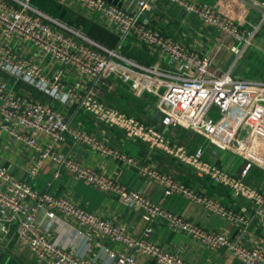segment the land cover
<instances>
[{
	"label": "built area",
	"instance_id": "1",
	"mask_svg": "<svg viewBox=\"0 0 264 264\" xmlns=\"http://www.w3.org/2000/svg\"><path fill=\"white\" fill-rule=\"evenodd\" d=\"M56 1L59 5H80L98 14L120 39L118 46L111 48L38 8L33 0H0V138L6 136L35 149L38 155L27 170L29 176L36 177L50 157L55 176L67 172L89 186L114 193L122 203L140 211L149 222L158 220L212 250L225 249L245 264H264V249L248 246L225 230L206 229L164 207L142 190L83 164L75 155L59 152L60 144L66 139L89 146L114 161L137 166L139 173L157 183L166 196L178 194L231 222L246 221L243 215L205 191L196 190L169 173L139 164L134 156L98 141L81 122L74 125L57 106L85 110L99 122L124 130L129 138L141 140L151 149L161 150L194 167L199 176H210L230 187L253 201L254 214L264 224V188L256 189L245 180L254 165L264 167V150L258 142L264 136V81L237 78L231 70L218 74L212 71V59L207 53L189 49L144 22L145 14L153 10L158 1L182 6L195 13L205 25L235 40L240 56L253 44L264 22V14L252 28H244L240 21L202 0H137L131 10L107 0ZM123 43H134L167 57L174 70L168 73L156 64L147 66L132 61L121 53ZM128 66L148 73L152 76V84L168 76V86L157 93V105L162 111L160 124L174 127L186 123L246 157L248 161L240 176H233L206 159L202 145L191 149L168 136L160 126L146 123L103 100L98 91L110 71L132 80L135 87L140 84L127 70ZM21 81L47 98L35 96L28 88L21 87ZM149 88L154 91L153 87ZM216 110L221 113L220 117L214 116ZM41 136L47 137L46 143L40 141ZM41 209L52 219L77 221L81 228L75 237L83 233L91 238L100 233L148 254L157 264H190L176 252L150 240L152 227L142 236L132 235L72 197L39 191L16 175L9 165L0 162V234L7 236L15 227L20 243L47 264H100L79 253L73 242L64 244L50 229L42 228L37 222ZM104 250L117 264H140L127 251L109 247Z\"/></svg>",
	"mask_w": 264,
	"mask_h": 264
},
{
	"label": "crops",
	"instance_id": "2",
	"mask_svg": "<svg viewBox=\"0 0 264 264\" xmlns=\"http://www.w3.org/2000/svg\"><path fill=\"white\" fill-rule=\"evenodd\" d=\"M107 1L127 10L133 9L137 2V0ZM202 1L209 2L221 13L240 21L244 28H252L263 15L242 0ZM250 1L264 8V0ZM67 7L65 17L59 15L60 17L56 18L69 26L79 28L85 35L99 43L111 46V34H116L111 31L105 19L98 14L88 12L80 5L70 4ZM144 22L159 30L164 36L180 41L189 49L207 53L212 59V71L218 74L231 70L234 77L264 81V34L255 36L252 50L248 48L238 56L236 51L238 43L235 40L226 37L218 29L205 25L195 13L187 11L182 6L158 1L156 7L145 14ZM118 43L111 47L116 48ZM120 51L134 62L147 66L156 64L159 69L168 73L174 70L167 57H161L159 53H154L146 47L134 43H123ZM128 67L127 70L133 73V77L140 84L135 87L132 80L110 71L98 91V95L103 100L146 123L160 126L166 134L178 138L181 143L191 149L204 145L206 159L215 162L225 172L240 176L248 161L246 157L191 128L186 123H182L178 128L160 124L162 111L157 105V93L164 91L168 86V76H162L154 80L152 84V76L148 73L135 66ZM19 85L28 88L35 96L47 98L25 82L21 81ZM149 87H153L154 91ZM57 106L64 111L74 125L81 122L98 141L134 156L139 164L169 173L196 190L205 191L228 208L243 215L246 221L231 222L226 217L213 213L203 205L178 194L166 196L157 183L139 173L137 166L114 161L89 146L74 144L70 139H66L60 144L59 152L75 155L83 164L98 168L129 187L142 190L152 199L160 201L164 207L182 214L206 229L225 230L231 237L240 238L248 246L264 249V224L254 214L253 201L237 194L230 187L220 184L210 176H199L194 167L178 161L165 152L151 149L141 140L129 138L124 130L99 122L85 110H76L75 106L61 107L59 104ZM214 114L220 117L221 113L216 110ZM47 140L45 136L40 137L42 143H46ZM258 142L264 150V136L260 137ZM37 155L34 148L15 142L6 136L0 138V162L9 165L16 175L29 181L39 191L72 197L89 210L108 218L135 236H142L148 227H152L150 240L176 252L190 264H245L225 249L212 250L158 220L149 222L140 211L122 203L114 193L89 186L74 179L67 172L55 176V166L50 157L44 161L38 175L30 177L27 170L36 161ZM245 180L250 186L262 190L264 167L254 165ZM37 222L42 228L50 229L52 235L59 241L64 244L73 242L79 253L100 264H117L116 260L109 257L104 247L115 251H127L140 264H157L156 260L148 254L115 242L100 233L94 234L91 238H86L83 233L75 237V233L81 227L73 219H52L46 210L41 209L37 214ZM0 264L47 263L40 261L28 246L20 243L15 227H12L9 235L0 234Z\"/></svg>",
	"mask_w": 264,
	"mask_h": 264
},
{
	"label": "trees",
	"instance_id": "3",
	"mask_svg": "<svg viewBox=\"0 0 264 264\" xmlns=\"http://www.w3.org/2000/svg\"><path fill=\"white\" fill-rule=\"evenodd\" d=\"M33 4L35 6H37L38 8L42 9L43 11H45V12L49 13L50 15L54 16V17H57L59 15L61 17H65L66 10L68 8L65 5H59L56 0H33ZM119 39L120 38H119L118 35L111 34L110 45L114 46L116 43L119 42ZM111 46H108V47H111ZM128 114H130V113H128Z\"/></svg>",
	"mask_w": 264,
	"mask_h": 264
},
{
	"label": "rangeland",
	"instance_id": "4",
	"mask_svg": "<svg viewBox=\"0 0 264 264\" xmlns=\"http://www.w3.org/2000/svg\"><path fill=\"white\" fill-rule=\"evenodd\" d=\"M74 28H77V27H75V26H73ZM264 22L261 24V28L259 29V32H258V34H257V36L258 35H260V34H264ZM254 41H255V39L253 40V44L249 47V50H252L253 48H254ZM214 116L215 117H217L215 114H214ZM174 127H176V128H178L179 126H174ZM168 136H170L171 138H173V139H175V140H177V141H179L180 142V140L178 139V138H175V137H173L172 135H170V134H167ZM203 147H204V145H202ZM206 154V153H205ZM206 156V155H205Z\"/></svg>",
	"mask_w": 264,
	"mask_h": 264
},
{
	"label": "water",
	"instance_id": "5",
	"mask_svg": "<svg viewBox=\"0 0 264 264\" xmlns=\"http://www.w3.org/2000/svg\"><path fill=\"white\" fill-rule=\"evenodd\" d=\"M242 1H244L246 4H248L249 6L254 8L255 10H257L259 13L264 14V8L258 6L257 4L253 3L250 0H242Z\"/></svg>",
	"mask_w": 264,
	"mask_h": 264
}]
</instances>
